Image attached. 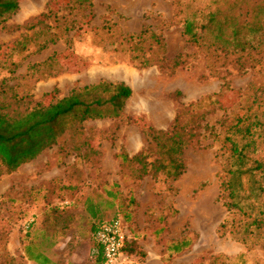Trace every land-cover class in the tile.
Here are the masks:
<instances>
[{
	"label": "rangeland",
	"instance_id": "374dc122",
	"mask_svg": "<svg viewBox=\"0 0 264 264\" xmlns=\"http://www.w3.org/2000/svg\"><path fill=\"white\" fill-rule=\"evenodd\" d=\"M19 2L17 13L0 23V88L6 91L1 98L13 109L53 103L76 88L101 81L125 82L133 92L121 116L75 120L55 145L0 176V264H38L28 257L26 245L42 241L58 264H93L95 242L84 220L76 221L65 237L53 234H60V218L57 230L44 229L53 207L70 200L68 185L93 186L91 164L108 168L105 177L98 178V187L118 191L117 202L125 200L127 205L131 195L136 202V193L141 197L140 208L136 202L124 211L115 208L127 243L135 249L124 253L125 264H264V235H254L246 243L221 228L230 213L221 198V145L210 131L185 150L181 177L146 176L141 191L135 176L140 165L122 166L119 158L121 153L132 157L146 148V127L167 130L179 106L222 91L225 108L204 120L220 132L222 120L242 113L248 104L239 92L252 82L258 83L256 88L264 83V41L255 52L261 61L239 66L235 55L227 57L224 52V66L220 60L214 62L212 71L210 53L183 33L177 0ZM260 23L263 29L258 35H263L264 15ZM145 59L148 66L141 63ZM117 161L121 168L116 182L112 177ZM65 172L72 181L79 177V184H72ZM184 240L189 247L182 252L169 248Z\"/></svg>",
	"mask_w": 264,
	"mask_h": 264
},
{
	"label": "trees",
	"instance_id": "16d2710c",
	"mask_svg": "<svg viewBox=\"0 0 264 264\" xmlns=\"http://www.w3.org/2000/svg\"><path fill=\"white\" fill-rule=\"evenodd\" d=\"M177 2L184 22L183 33L189 42L210 53L207 58L212 71L217 66L213 67L214 62L220 60L224 66V52L227 57L235 55L239 66L249 65L252 60L261 61L255 52L261 48V41H264V31L263 35H258L263 29L260 23L264 15L263 0ZM19 8V0H0V23L17 13ZM141 36L132 35L131 38ZM157 41L162 45L161 40ZM141 63L148 66L150 61L145 59ZM257 84L252 82L247 90L239 92L248 104L243 106L242 113L223 119L220 132H214V128L204 123V120L216 109L225 108L222 105L225 98L222 91L206 95L188 105L182 104L169 129L160 130L153 126L145 128L144 133L148 138L146 148L132 157L127 153L119 155L122 166L127 163L140 165L135 175L138 183L149 175L157 179L159 174L176 180L186 170L183 157L185 150L200 143L201 138L210 131L221 145L224 163L221 198L230 213L221 228L246 243L254 235H264V93L257 95L258 91L264 92V83L256 88ZM132 92L125 82L101 81L76 88L56 102H41L33 109L18 111L5 97L1 98L6 91L0 88V176L16 171L22 164L32 161L45 149L55 145L58 137L75 120L83 123L86 120L121 116ZM177 95L181 96V92L178 91ZM80 189L73 185L67 186L66 197L70 200L66 205L53 207L51 214H48L50 225L47 224L44 229L50 232L57 230V220L60 218L63 223L60 234L58 231L53 234L65 237L71 234L69 228L76 221L84 220L95 242L93 264H104L103 246L97 240V232L105 224L119 218L116 207L124 211L128 204L133 205L136 200L131 195L126 205L125 200L123 203L117 202L121 195L118 191L106 189V193L84 192ZM125 212L126 219H129L130 215ZM64 229L67 231L61 234ZM188 245L189 242L184 240L169 248L179 253ZM129 246L126 241L122 251L128 254L135 252ZM45 250L46 242L43 241L26 245V253L31 260L38 264H58Z\"/></svg>",
	"mask_w": 264,
	"mask_h": 264
},
{
	"label": "built area",
	"instance_id": "2783aa9c",
	"mask_svg": "<svg viewBox=\"0 0 264 264\" xmlns=\"http://www.w3.org/2000/svg\"><path fill=\"white\" fill-rule=\"evenodd\" d=\"M96 236L99 243L103 246L104 264H125L126 256L122 249L128 238L121 220L117 219L105 224L99 229Z\"/></svg>",
	"mask_w": 264,
	"mask_h": 264
},
{
	"label": "crops",
	"instance_id": "0c3cea01",
	"mask_svg": "<svg viewBox=\"0 0 264 264\" xmlns=\"http://www.w3.org/2000/svg\"><path fill=\"white\" fill-rule=\"evenodd\" d=\"M137 152H139V151H137ZM136 153V152H135ZM116 166H117V171H114V177H112L113 178V180L112 181H116V179H114V178H117V172H118V169L119 168H121V165H120V161H117L116 162ZM89 166V165H88ZM90 170H91V172H90ZM90 170H89V174H90V176L92 177L91 178V182H89V183H92V187L90 188V186H87V185H81V191H89V190H91V191H100V192H104V193H106V189L104 188V186L102 187V189H100L99 187H98V178L100 177V176H104L105 177V174H107L108 173V168L106 167V166H101L100 165V167L98 166H95V165H93V164H91L90 165ZM66 173V177L67 178H69V180L71 181V182H73L72 184H79L78 183V181H79V177H77V176H74V181H72V176H70L67 172H65ZM145 178L144 179H142L141 181H140V183H138V185H137V189L138 190H143L144 189V186H145ZM117 182V181H116ZM115 182V183H116ZM115 183H113V184H115ZM123 186H125V183L123 182ZM77 192V191H76ZM136 198H137V202H138V205H137V207L138 208H140V205H142V202H141V197H140V195H138V197H137V193H136ZM140 201V202H139ZM126 230V229H125Z\"/></svg>",
	"mask_w": 264,
	"mask_h": 264
}]
</instances>
